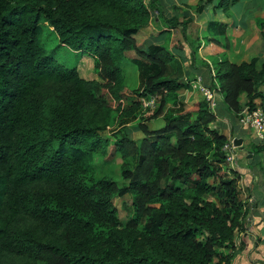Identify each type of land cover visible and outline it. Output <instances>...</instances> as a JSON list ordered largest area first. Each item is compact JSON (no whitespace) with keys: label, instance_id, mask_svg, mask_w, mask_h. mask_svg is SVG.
Returning <instances> with one entry per match:
<instances>
[{"label":"trees","instance_id":"trees-1","mask_svg":"<svg viewBox=\"0 0 264 264\" xmlns=\"http://www.w3.org/2000/svg\"><path fill=\"white\" fill-rule=\"evenodd\" d=\"M166 16L156 0H0V264H230L247 215L230 140L204 100L179 97L190 89L182 61L135 39L149 27L185 33L190 20ZM256 27L259 51L239 60L217 21L204 45L189 46L190 67L200 71L197 55L205 61L206 86L236 115L264 111V18ZM52 38L74 64L47 50ZM126 53L135 55L134 89L123 80ZM151 98L155 107L143 110ZM134 123L138 140L127 130ZM116 155L121 183L98 178L95 160ZM115 197L132 210L124 226Z\"/></svg>","mask_w":264,"mask_h":264},{"label":"crops","instance_id":"crops-1","mask_svg":"<svg viewBox=\"0 0 264 264\" xmlns=\"http://www.w3.org/2000/svg\"><path fill=\"white\" fill-rule=\"evenodd\" d=\"M180 17L190 20V22L192 20L190 24L196 28L197 26H202L199 35H196L194 38L189 33L188 28V33L186 34L189 39L188 47L195 40L199 41L204 38V31L208 32L207 24L209 22L204 19L205 16ZM197 19L199 20L196 22ZM258 19L261 18L250 16L245 22H242V19L239 18L237 24L234 22L232 24L231 22L224 23L220 20V23L226 25V42L229 46V53L234 60L241 59L248 47L256 46L258 49L257 33H254L253 39L250 37L251 41L248 40L246 34L248 21L254 20L255 29L257 30L256 21ZM230 25L232 27L231 30L229 29ZM152 30L151 28L150 31ZM153 32L156 34L155 30ZM149 36L152 37V34L150 33ZM135 39L137 42V38ZM146 42L148 43V41ZM169 50L176 56L178 61H182L185 71L190 69L189 80H191L190 77L192 79L201 77L205 85L209 82L208 75L205 72V61L198 55L196 56L194 67L200 68V71L193 70L190 67L189 50L186 45L174 47L170 43ZM216 107L215 113L221 126V131L230 140L232 151L236 155V159L231 167L241 176L242 196L244 201L247 202L246 227L235 238L236 251L230 264H264V151L257 154H254V151H252V145L258 144V141L255 139L252 131L240 125V114L244 110L238 115L234 114L223 104L222 97L218 93H216Z\"/></svg>","mask_w":264,"mask_h":264},{"label":"rangeland","instance_id":"rangeland-1","mask_svg":"<svg viewBox=\"0 0 264 264\" xmlns=\"http://www.w3.org/2000/svg\"><path fill=\"white\" fill-rule=\"evenodd\" d=\"M148 1L149 0H147V2ZM156 1L159 2L160 5L166 10V15H168V17H170V16H179V17L180 16H197V17L205 16L204 19L207 21H218V22H220V20H221L224 23L231 22V24L233 22L235 24H237V20L239 18L242 19V22H245L247 20V18H249L250 16H256V17L261 18V19L264 18V0H239L232 7H230V8L222 7L219 9H215V12H213V8H212L213 6L211 5V6L204 8L205 10L200 14L196 13L195 8H194L196 3H197V0H156ZM198 20L199 19H197L196 22ZM191 22H192V20H191ZM190 23L188 24L187 29H186L184 34L182 33L181 28L178 27L177 29L173 30L172 33L171 32L162 33V34L157 36V31L155 34L153 32V30L150 31L151 28L149 27V28H147V30L141 31V33L138 34L135 38H137L138 46H143L144 44L150 43V44L161 45V46H164V47L169 49L170 43L174 47H176V46L180 47L182 45H186L187 49L189 50L188 53H190V49L188 47L189 39L186 35L188 33V28H189V33L191 34V36L193 38L196 35H199L200 28L202 29V26H197V28H196V27H194V25H192ZM247 24H248V26L246 29V34H247L248 40L251 41V39L254 38V33L256 32L258 34V31L255 29L254 20L248 21ZM229 29L230 30L232 29L231 25H230ZM150 33L152 34V37L149 36ZM209 36H211V34L209 32L204 31V38L199 40L202 43V45H204V43H205L204 41ZM250 37H252V38L250 39ZM146 41H148V43ZM254 41H255V39H254ZM181 42H182V44L180 45ZM56 45H57V41L52 38L50 41L47 42L46 48L49 51L53 50L54 51L53 54L56 57H58L62 63H65L68 66L74 64L75 54L72 53L68 49L56 48L55 47ZM260 46L261 45L258 43V51H259ZM255 48L257 49L256 46H255ZM134 57H135V55L133 53H126L122 56V65H123V70H124L123 80H124L125 86L128 87L129 89H134L137 87V70H136V67L133 64H131V62H130V59L134 58ZM80 60L83 61V58ZM84 68H85V70L91 69L92 63L90 61H88V63L85 64ZM188 71H190V69L187 70V72ZM92 73H94L93 70H92ZM189 76H188V78H189ZM190 78H191V80H189L190 82H188L189 85L190 84L191 85H197L198 80H200L201 85L203 83V81H202L203 79H201V77H195L194 79H192V77H190ZM203 85L206 86L204 83H203ZM179 97L187 106H191L193 103L200 102L201 100H203L202 99L203 97L199 93L198 89H197V91H194L192 89V86H190V89H183V90L179 91ZM245 102H246V100L242 96L241 97V104L244 107H245ZM245 109H246V107L244 108V110ZM135 124L136 123H134L132 126L128 127L127 130L133 139L138 140L142 137V135L136 129ZM150 126L152 128H159V127L163 126V123L161 121H159V122L152 123ZM229 164L232 165L231 163H229ZM94 166L96 168V174H97L98 178H101L103 176H109V177L113 178L115 181L121 183V181H122V178L120 175L121 159H120L119 155H116L114 161L109 165L108 164H102L101 160L97 159L94 162ZM124 200H125V198H119V197H115V199L113 200V204L117 209L118 217H119V220H120V223L122 226L127 224V222L130 220L131 215H132V210H130L124 206L125 205Z\"/></svg>","mask_w":264,"mask_h":264},{"label":"built area","instance_id":"built-area-1","mask_svg":"<svg viewBox=\"0 0 264 264\" xmlns=\"http://www.w3.org/2000/svg\"><path fill=\"white\" fill-rule=\"evenodd\" d=\"M194 84V83H193ZM194 91H199L202 99L208 104L209 109L212 112L216 110V92L210 88L201 85L200 80L197 81V85H191ZM142 108L143 110L153 109L156 105V100L151 99H142ZM240 125L245 127L253 132L255 139L261 143H264V111L261 107H256L253 110L246 108L243 113L240 114L239 119ZM225 151L229 152L227 161L229 163H234L236 155L233 153L231 145L227 144L224 148Z\"/></svg>","mask_w":264,"mask_h":264}]
</instances>
